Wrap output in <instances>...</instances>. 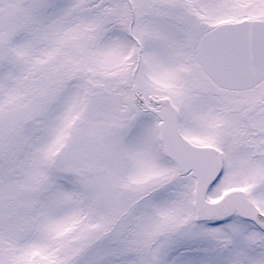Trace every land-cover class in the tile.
I'll return each instance as SVG.
<instances>
[{"label":"snow or ice","instance_id":"6c2138e0","mask_svg":"<svg viewBox=\"0 0 264 264\" xmlns=\"http://www.w3.org/2000/svg\"><path fill=\"white\" fill-rule=\"evenodd\" d=\"M0 264H264V0H0Z\"/></svg>","mask_w":264,"mask_h":264}]
</instances>
